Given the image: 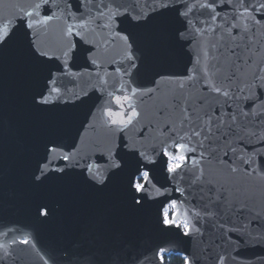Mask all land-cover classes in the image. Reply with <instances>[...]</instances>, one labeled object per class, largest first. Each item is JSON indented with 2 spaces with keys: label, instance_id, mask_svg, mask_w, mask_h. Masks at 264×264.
Masks as SVG:
<instances>
[{
  "label": "snow or ice",
  "instance_id": "6c2138e0",
  "mask_svg": "<svg viewBox=\"0 0 264 264\" xmlns=\"http://www.w3.org/2000/svg\"><path fill=\"white\" fill-rule=\"evenodd\" d=\"M9 50L38 71L30 110L64 124L31 163L34 186L72 178L103 190L119 178L130 213L160 205L158 231L199 243L219 234L183 264H246L233 254V233L264 245V211L227 194L237 178L264 179V0H28L0 20V53ZM166 84L176 87L157 104ZM54 205L37 204L39 224ZM16 245L36 241L0 230V260ZM78 248L62 264H165L168 251L132 250L121 239L103 252Z\"/></svg>",
  "mask_w": 264,
  "mask_h": 264
},
{
  "label": "water",
  "instance_id": "95a60500",
  "mask_svg": "<svg viewBox=\"0 0 264 264\" xmlns=\"http://www.w3.org/2000/svg\"><path fill=\"white\" fill-rule=\"evenodd\" d=\"M28 0H0V20L12 19ZM57 24L52 25L49 39H56ZM115 54V49H109ZM188 60L181 55L180 65ZM38 71L28 65L21 53L9 50L0 53V230L17 228L20 233L29 234L36 241L31 245H16L12 255L0 264H44L41 257L54 255L57 264H62L63 252L79 251L80 242L93 246L101 252L116 239H121L132 250L163 246L166 254H180L185 257L200 256L207 244L216 240L219 234L205 233L204 243L200 237L179 238L176 233H162L154 225L160 205L149 201L146 208L130 213L123 205L121 181L116 178L103 190L89 188L80 181L53 178L42 186L31 182L30 168L39 154L44 139L64 130L61 120L33 113L29 107V92L35 86ZM176 85H162L157 104L164 102ZM151 109L153 101H147ZM67 142V141H66ZM183 186V185H181ZM227 194L237 204L247 202L253 211H264V179L243 180L237 178L227 186ZM187 195V193H186ZM178 198V194H173ZM192 199V197H189ZM54 200L53 218L39 224L35 218L36 206L40 202ZM234 245L240 259L246 264H257L256 257L264 256V245L252 246L243 243V238ZM51 264V262H50ZM199 264H210L201 259Z\"/></svg>",
  "mask_w": 264,
  "mask_h": 264
},
{
  "label": "trees",
  "instance_id": "16d2710c",
  "mask_svg": "<svg viewBox=\"0 0 264 264\" xmlns=\"http://www.w3.org/2000/svg\"><path fill=\"white\" fill-rule=\"evenodd\" d=\"M184 257L180 254H166L165 264H183Z\"/></svg>",
  "mask_w": 264,
  "mask_h": 264
}]
</instances>
